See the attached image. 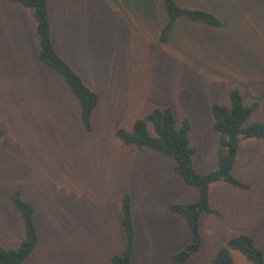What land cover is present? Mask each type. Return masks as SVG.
<instances>
[{"label":"rangeland","instance_id":"rangeland-1","mask_svg":"<svg viewBox=\"0 0 264 264\" xmlns=\"http://www.w3.org/2000/svg\"><path fill=\"white\" fill-rule=\"evenodd\" d=\"M49 1L55 47L99 103L86 132L68 87L36 59L31 11L0 0V245L21 239L9 197L18 189L35 207L40 234L24 264H109L123 242L119 200L127 191L136 233L131 264H171L188 233L168 205L192 202L196 191L174 174L171 160L124 147L115 132L170 107L178 123L191 122L195 169L212 170L218 136L211 105L227 104L233 88L249 103V81L264 79V0H176L211 11L223 25L179 19L165 44L158 40L166 20L160 0ZM249 122L264 123V100ZM234 174L249 189L211 186L219 215L202 216V245L186 264H210L239 234L264 255V139L241 141Z\"/></svg>","mask_w":264,"mask_h":264},{"label":"trees","instance_id":"trees-1","mask_svg":"<svg viewBox=\"0 0 264 264\" xmlns=\"http://www.w3.org/2000/svg\"><path fill=\"white\" fill-rule=\"evenodd\" d=\"M31 11L37 39L36 59L56 72L78 105L79 121L84 131L90 132L91 116L99 103V95L90 89L78 74L58 53L53 36V21L49 0H7ZM197 1V0H196ZM166 20L158 32L160 43H168L174 25L179 19L202 23L212 28H221L222 20L209 10L188 8L176 0H160ZM11 83V82H10ZM252 101L246 103L237 88L228 93V103L213 104L211 131L218 136L215 167L205 173L194 166L195 148L190 144L191 122L188 118L179 123L170 107L155 108L136 119L129 129L119 128L115 135L124 147L150 150L173 162V172L187 187L196 191V199L188 203H170L168 209L180 216L188 233V242L171 255V264H186L201 248L200 220L205 215L218 216L210 205V188L214 184L247 190L249 185L234 174L239 145L243 140H263L264 123L249 122L264 100V79H252L248 83ZM9 98V96H8ZM19 106V102L17 103ZM3 131L0 128V139ZM10 201L19 214L21 239L10 248L0 245V264H24L40 242L35 220V207L25 199L20 190L10 193ZM119 226L123 233L120 249L111 255L109 264H131L136 241L132 196L122 193L119 200ZM232 252L242 255L250 264H264V255L246 234L228 239L212 257L210 264H235Z\"/></svg>","mask_w":264,"mask_h":264}]
</instances>
